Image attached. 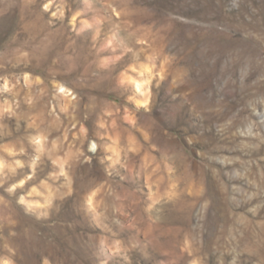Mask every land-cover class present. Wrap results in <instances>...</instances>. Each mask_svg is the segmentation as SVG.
<instances>
[{
    "label": "rangeland",
    "instance_id": "374dc122",
    "mask_svg": "<svg viewBox=\"0 0 264 264\" xmlns=\"http://www.w3.org/2000/svg\"><path fill=\"white\" fill-rule=\"evenodd\" d=\"M0 264H264V0H0Z\"/></svg>",
    "mask_w": 264,
    "mask_h": 264
}]
</instances>
